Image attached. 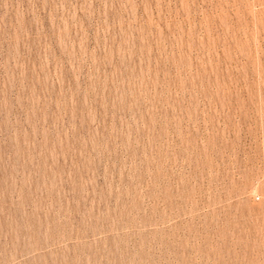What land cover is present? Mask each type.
Here are the masks:
<instances>
[{"label": "rangeland", "instance_id": "1", "mask_svg": "<svg viewBox=\"0 0 264 264\" xmlns=\"http://www.w3.org/2000/svg\"><path fill=\"white\" fill-rule=\"evenodd\" d=\"M0 264H264V0H0Z\"/></svg>", "mask_w": 264, "mask_h": 264}]
</instances>
